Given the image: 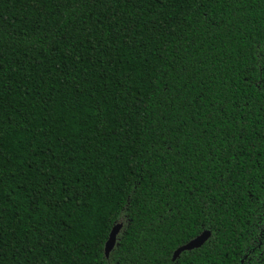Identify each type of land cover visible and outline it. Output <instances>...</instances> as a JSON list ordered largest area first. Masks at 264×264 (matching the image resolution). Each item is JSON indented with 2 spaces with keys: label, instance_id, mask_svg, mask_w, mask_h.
<instances>
[{
  "label": "trees",
  "instance_id": "1",
  "mask_svg": "<svg viewBox=\"0 0 264 264\" xmlns=\"http://www.w3.org/2000/svg\"><path fill=\"white\" fill-rule=\"evenodd\" d=\"M249 258L264 0H0V264Z\"/></svg>",
  "mask_w": 264,
  "mask_h": 264
},
{
  "label": "water",
  "instance_id": "2",
  "mask_svg": "<svg viewBox=\"0 0 264 264\" xmlns=\"http://www.w3.org/2000/svg\"><path fill=\"white\" fill-rule=\"evenodd\" d=\"M122 227L123 225H118L112 230L110 238L106 244V249H105L107 257H109L111 252L114 250L116 243H117V236L120 233ZM210 237H211V233L205 232L204 234H202L200 237H198L194 241L190 242L184 247H181L179 250L175 252L173 261H176L181 256V254L185 251H192V250L201 248L210 239Z\"/></svg>",
  "mask_w": 264,
  "mask_h": 264
},
{
  "label": "flooded vegetation",
  "instance_id": "3",
  "mask_svg": "<svg viewBox=\"0 0 264 264\" xmlns=\"http://www.w3.org/2000/svg\"><path fill=\"white\" fill-rule=\"evenodd\" d=\"M245 261L246 264H257L258 262L256 260H254V258H249V259H246Z\"/></svg>",
  "mask_w": 264,
  "mask_h": 264
}]
</instances>
